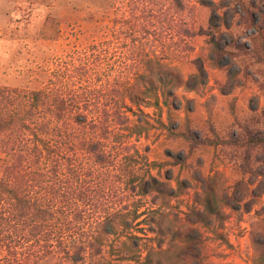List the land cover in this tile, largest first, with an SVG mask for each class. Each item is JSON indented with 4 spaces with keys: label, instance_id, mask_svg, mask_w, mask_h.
<instances>
[{
    "label": "rangeland",
    "instance_id": "rangeland-1",
    "mask_svg": "<svg viewBox=\"0 0 264 264\" xmlns=\"http://www.w3.org/2000/svg\"><path fill=\"white\" fill-rule=\"evenodd\" d=\"M160 70L174 95L142 114L137 74ZM0 90V178L44 205L70 186L78 207L25 217L0 192V264H264V0H0ZM34 90L49 97L31 116ZM81 113L98 127L78 129L75 172L19 141L27 118Z\"/></svg>",
    "mask_w": 264,
    "mask_h": 264
},
{
    "label": "trees",
    "instance_id": "trees-1",
    "mask_svg": "<svg viewBox=\"0 0 264 264\" xmlns=\"http://www.w3.org/2000/svg\"><path fill=\"white\" fill-rule=\"evenodd\" d=\"M154 61H156L155 58H148V62ZM157 65H161L159 59H157ZM155 74L157 75L156 78H154L151 72H141L137 74L138 78H148L146 86L141 90V96L138 97V99L134 100L136 101V104L142 114L144 113L141 108L142 102L148 104L147 106H159L161 98L160 95H163V98L171 97L174 95V85L171 84L174 77L173 74L171 72H161V70ZM158 85H161L160 88H158ZM130 86V83L126 84L127 89ZM2 92L3 91L0 90V93ZM46 97H49V95L43 93L42 90L32 91V104L30 105L31 107L27 111V113H30V115L32 116V109H39L40 105H43L45 103ZM54 101V107H57L59 111H65L68 109L69 103L65 98L57 97ZM164 103L165 105L168 104L166 98L164 99ZM122 114V112H117L116 109L113 116L119 118ZM81 116L83 120H76L71 124H66L62 121V118H58L60 122L56 120L57 122L54 123L51 121H40L39 118H34V116L33 118H27L30 119V122H26L27 120H24L22 127L23 132L22 136H20L19 138V141L21 140L22 143H25V146H23L25 149L32 150V152L34 153V157L42 156V158L46 160V164L51 165V167L57 173H59V170L61 171L66 169L64 170L65 172L62 171L60 173L63 175H68V170H70L71 172H75V165L71 159L73 154H71L70 151L74 150L75 152V138L76 134L78 133V129L90 130L88 132L94 134L92 132H95L94 130L98 127V124H94L93 122L89 121L87 119L88 117L85 114L81 113ZM9 126V118H0V132H2V130L6 129ZM134 127L139 128L140 126L139 124H136ZM142 129L143 128L138 129L139 134L142 133ZM257 140L259 141L258 143H261L263 141V138H258ZM81 145L85 149V155L89 158V160L91 159L93 162L95 160L98 163H105L107 158H109L106 150H104L106 144L100 138H96L92 135L85 136L81 140ZM23 147L18 149V151L11 152L12 156H15V158L13 156V159H15V162L17 161L16 163L18 169L15 168L16 173L21 171V168H23L24 162L21 160V149ZM64 148L66 149V151H63ZM61 167L63 169H61ZM152 179V185L156 184V180L154 178ZM17 181L18 179L9 180L6 177L0 178V192H3L4 190L8 196L13 197L16 200V211H19L22 216L26 217V215L31 211L34 217H38L42 213H46V215H48L47 218L51 219L56 215L57 210L61 211L62 213H67L66 209L71 211L73 214H78L77 200L74 202H70L68 200V195L70 193L74 194V192H71L70 186H64V191H62L61 194V200H49L47 201L48 204L44 205L41 203L39 204V200H36L34 198V192H32L30 189L27 190V188H23V186ZM15 182H17V184ZM24 211H28V213L25 215ZM126 223L128 222L126 221ZM109 227H112L110 223ZM70 242L76 243L74 237H71ZM79 249L80 248L76 246V248L74 249V253L70 255L72 259L81 257L79 256ZM55 263L57 264V262Z\"/></svg>",
    "mask_w": 264,
    "mask_h": 264
}]
</instances>
